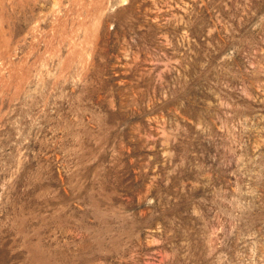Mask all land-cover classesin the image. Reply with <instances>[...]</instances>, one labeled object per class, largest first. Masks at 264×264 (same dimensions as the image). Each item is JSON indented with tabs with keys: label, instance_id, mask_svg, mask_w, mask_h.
<instances>
[{
	"label": "rangeland",
	"instance_id": "rangeland-1",
	"mask_svg": "<svg viewBox=\"0 0 264 264\" xmlns=\"http://www.w3.org/2000/svg\"><path fill=\"white\" fill-rule=\"evenodd\" d=\"M0 264H264V0H0Z\"/></svg>",
	"mask_w": 264,
	"mask_h": 264
}]
</instances>
